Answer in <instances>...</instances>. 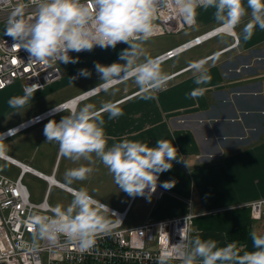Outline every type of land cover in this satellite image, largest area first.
Listing matches in <instances>:
<instances>
[{
    "label": "crops",
    "instance_id": "0c3cea01",
    "mask_svg": "<svg viewBox=\"0 0 264 264\" xmlns=\"http://www.w3.org/2000/svg\"><path fill=\"white\" fill-rule=\"evenodd\" d=\"M208 11H210L209 14ZM197 12L195 25L200 21L202 27L210 26L208 30L198 35L217 26L213 16L214 9H197ZM250 20L249 10L235 29L237 38V34ZM220 36L203 43L210 42L212 46L210 48L214 49L212 52L191 60L181 68L168 73L171 75L177 72L169 78L166 86L156 93L155 99L141 98L138 86L132 79H127L79 102L74 108L79 110L82 107L81 104L86 102L94 106V109L104 119L103 128L108 138V146L125 138L139 140L148 143L149 146H154L157 139H167L177 149L179 160H174L171 169L158 175L160 187L164 190V194L159 199L136 198L129 204L131 196L119 189L107 170L105 175L108 187L113 191H119V199L118 201L111 200L112 198L96 199L102 203L108 202L111 204L106 203L108 207L118 212L124 211L129 205L123 222L124 227L138 226L147 221L166 220L192 213L194 217L191 230L193 231H190L189 236L198 234L201 239L217 241L218 246L235 242L241 252L252 251L250 233L264 234L263 221L252 218L247 206L251 202L264 199V30L254 29L251 38L247 41L238 38V44L235 47L209 58L205 65L211 75V80L206 86L207 91L202 96L192 98L188 93L197 87L193 82V71L191 67L183 69L191 65L192 61L204 59L232 43L230 36ZM123 46L126 45L114 48L121 49ZM92 52L85 50L80 54H72L71 56L78 58L77 62L62 63V78L56 83L61 87L71 85L82 76L78 73L81 68L91 71L94 67L93 63H100L96 55L97 51ZM101 56L104 55L100 54ZM99 83L84 91L98 86ZM117 88L123 89L114 91L118 90ZM50 91L52 88L49 85L41 91L34 92L28 102L38 101ZM84 91L61 100L51 107L49 101L40 103L34 108L24 109L26 106L24 105L16 109L7 103L9 98L24 94L20 84L15 82L0 91V116L18 111L15 116L17 123L6 127L3 131L66 102ZM107 103H113L122 108L123 114L109 119L107 112L103 111V106ZM46 104L49 106L47 109ZM71 110L67 108L54 117L15 135L26 132L22 137L34 135L38 140L30 157L18 158L6 153L7 157L46 176H52L56 180L55 175L58 173V164L61 160V158L59 160V146L51 166L47 162L50 160L45 158L43 166L46 169L49 168L50 173L41 172L36 168L33 165L34 157L39 151L44 153H40L41 155H50L48 141L43 131L46 123L53 118L58 122L61 119L58 117L61 113L69 114ZM23 117L24 119L19 120ZM51 144L54 145L56 142L51 141ZM0 161L6 162L19 172V168L6 159L0 157ZM72 161L68 158V163ZM95 162H100L98 157ZM35 163L40 164L38 160ZM76 163H86V160L81 158L76 160ZM26 175L45 183L46 189L42 200L46 197L47 203L48 193L52 188L60 189L72 196L70 192L49 184L44 179L29 173ZM164 181H172V187H163L162 182Z\"/></svg>",
    "mask_w": 264,
    "mask_h": 264
},
{
    "label": "clouds",
    "instance_id": "9594fccd",
    "mask_svg": "<svg viewBox=\"0 0 264 264\" xmlns=\"http://www.w3.org/2000/svg\"><path fill=\"white\" fill-rule=\"evenodd\" d=\"M6 2L9 13L3 33L18 41L16 45L27 50L34 61L76 63L78 58L70 56L69 51H90L94 46L114 48L118 42H126L128 47L119 52L124 63H95V70L101 78L96 88L106 91L119 81L132 79L141 98L155 99L156 93L166 86L169 75L162 71L158 58L144 51L142 44L157 34L158 13L168 6L169 0ZM171 4L177 15L189 25L195 24L197 9H214L217 34H233L249 10L251 20L237 34L238 38L247 41L254 29L264 30V0H171ZM28 8L32 11L28 12ZM206 64L207 60L203 58L191 62L193 82L197 85L188 93L192 98L207 91L211 75ZM79 74L89 76L90 71L81 68ZM37 87L35 83L25 84L24 94L9 98L7 103L13 108H22ZM88 92L84 91L85 94ZM103 111L107 112L109 119L123 114L122 108L113 103L105 104ZM103 124V117L89 103L79 110L73 108L58 122L49 120L43 131L47 141L58 143L61 156L73 161L83 158L91 163L94 154L107 167L119 189L129 196H150L157 186L158 175L171 169L174 160H179L176 147L167 139H157L154 146H149L126 138L108 146ZM0 157L7 158L3 143H0ZM93 170L90 165H80L66 169L63 181H52L66 188L72 200L66 207L47 203L39 205L46 211L44 214L31 213L26 218L32 239L25 242L24 247L35 250L39 241L57 245L64 237L86 251L95 245L98 234L109 232L111 224L106 214L114 213L108 205L94 198L86 188L72 187L73 181L85 180ZM172 184V181L162 182L165 188L172 187ZM250 236L253 250L241 252L235 242L218 246L215 240L185 233L178 242L160 252L158 264H172L173 260L180 264H264V234L251 232Z\"/></svg>",
    "mask_w": 264,
    "mask_h": 264
},
{
    "label": "built area",
    "instance_id": "2783aa9c",
    "mask_svg": "<svg viewBox=\"0 0 264 264\" xmlns=\"http://www.w3.org/2000/svg\"><path fill=\"white\" fill-rule=\"evenodd\" d=\"M16 2L17 0H12L13 4ZM27 11L31 12L32 9L28 8ZM8 13L9 6L6 0H0V91L18 82L22 92L25 84L31 85L33 83L38 85L34 92H38L60 80L61 64L63 62L52 61L43 63L34 61L30 58L27 50L16 45L18 41L14 40L10 35H4L3 29L7 22ZM158 16L156 23L159 27L157 34L153 37L165 34H178L196 24V22L194 25L185 23L183 18L177 15L171 0H169L167 7L161 8ZM216 27L154 57L158 58L162 64L220 35L230 36L232 43L204 59L208 60L211 57L218 56L238 44L235 32L233 34H217ZM120 45H127V43L118 42L116 44V46ZM93 48L101 47L94 46ZM84 51H69V55L80 54ZM190 67L191 65L183 70ZM176 74L177 72L169 75V78ZM123 81H119L116 84ZM96 87L88 90L87 94L82 93L1 132L2 136H0V139L7 140L12 138L54 117L68 108L64 107L65 103L75 98L86 95L77 101V105L79 102L102 91ZM4 159L18 167L19 172L14 179L0 174V264H158V256L163 249L170 248L171 244L178 242L185 233L190 234L189 230H191L194 217L192 213L166 220L147 221L138 226L124 227L123 222L128 205L122 212L109 208L115 214L109 213L114 218L110 222V230L108 233L98 234L95 245L89 250H81L74 242L67 241L64 237H61L57 245L39 241V246L35 250L30 251L23 246L25 242H30L32 239V230L26 225L25 220L34 212L44 214L46 210L38 206L47 203V201L45 197L38 204L32 202L29 191L23 183V178L29 173L46 180L49 184H53L52 181L54 179L52 176H46L9 157ZM54 185L60 187L59 184ZM62 189L69 192L66 188ZM163 194L164 190L160 188L158 176L157 186L150 196H131L129 204L136 198L144 200L159 199ZM247 206L250 216L256 220H262L264 223V199L251 202ZM172 264H180V262L173 260Z\"/></svg>",
    "mask_w": 264,
    "mask_h": 264
},
{
    "label": "rangeland",
    "instance_id": "374dc122",
    "mask_svg": "<svg viewBox=\"0 0 264 264\" xmlns=\"http://www.w3.org/2000/svg\"><path fill=\"white\" fill-rule=\"evenodd\" d=\"M209 12L210 11H208L207 13L209 14ZM209 28L210 26L202 27L200 24V21H198L197 25H194L193 27L188 28L178 34H165L161 36L151 37L149 40L143 42L142 47L149 56L154 57L170 48H173L179 45L180 43L192 38L193 36L198 35L208 30ZM220 37L222 38L223 36H220ZM210 45H211L210 42L209 43L207 42L195 49L189 50L169 61L164 62L163 64H161L162 71L168 74L188 64L191 60L205 56L207 53L212 52L214 50L213 48H210L212 47ZM214 46L215 45H213V47ZM126 47H128V45L123 46L121 49L93 48L90 51H93V52L97 51L96 55L99 57L100 63L104 65H108L114 61L119 62V63H124V61L119 58V52ZM100 54L104 56L100 57ZM141 59H143V57H141ZM94 65L95 63H93V66ZM61 78H62V75H61ZM99 82H101L100 74L95 70V66H94L91 69L89 76H80L79 79L72 82L73 84L71 85L61 87L56 82L53 84H50L52 91L46 92V94H44L41 97V99L38 101L28 102L26 106L24 107V109L34 108L40 103H44V102L46 103L49 101H50L49 106L51 107L52 105L57 104V102L61 100H64L92 86H95ZM72 88H75V89L71 91ZM122 89L123 88H119L118 90H114V91H121ZM85 104H87V102L81 105L83 106ZM49 106H47L46 104L45 108L47 109V107ZM17 113L18 111H15L11 114L0 116V132L3 131L6 127H11L15 123H17L16 121L17 118H15ZM64 115H67V113H61L58 117L62 118ZM22 119H24V117L20 118L19 120H22ZM54 119L55 118H53L52 120ZM23 134H26V132ZM23 134L14 136L12 139H8L7 141L2 142L6 146V153L11 154L18 158H21L23 156H29V157L31 156V154L35 150L34 145L37 144L38 140L35 138L34 135L22 137ZM47 146H48V149H49L48 151L50 152V155L48 154L47 156L41 155L43 152L39 151L38 153L35 154L34 160L35 161L38 160L40 164H36L35 161L33 160L34 161L33 165L36 168H38L41 172H44V173H50V169L49 168L46 169L43 166V164L45 163V158H46V160L47 159L50 160L47 162L51 166L54 155L57 152L58 143L53 145L51 144V142L48 141ZM95 159L96 157L93 155V160L91 163L87 160H86V163H76V161H72V163H68V158L63 157V156L61 157V155H59L60 162L58 164V173L55 175V179L58 181H63V178H64L63 174L66 169L78 167L80 165H90L94 169L92 172L93 177L91 178L92 176V173H91L85 180H75L73 181L72 187H75V188L84 187L89 191L91 195H93L97 199H111L112 198L111 200L118 201L119 191H113L112 188L108 187V183L106 181L107 177L105 175L107 172L106 166L101 161L96 163ZM17 172L18 171L16 168L10 166L4 161H0V173L14 178L18 174ZM23 183L26 185L29 191L30 200L34 203H39L42 200L45 189H46L45 183L30 175H26L23 178ZM71 200H72V196L66 194L65 192L57 188H52L50 192L48 193V203L52 206H55L56 204H60L66 207L68 204H70ZM106 203L109 204L108 202ZM115 207H117L118 209H121L118 206H115ZM106 216L110 222L113 220V218L109 216L108 214H106Z\"/></svg>",
    "mask_w": 264,
    "mask_h": 264
},
{
    "label": "bare ground",
    "instance_id": "6f19581e",
    "mask_svg": "<svg viewBox=\"0 0 264 264\" xmlns=\"http://www.w3.org/2000/svg\"><path fill=\"white\" fill-rule=\"evenodd\" d=\"M86 95H83V96H80L78 98H75L67 103L64 104V107H68V108H71L73 109L77 103V101H79L80 99L84 98Z\"/></svg>",
    "mask_w": 264,
    "mask_h": 264
}]
</instances>
